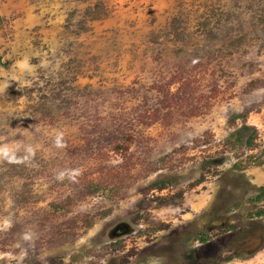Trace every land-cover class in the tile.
Returning <instances> with one entry per match:
<instances>
[{"label": "rangeland", "instance_id": "374dc122", "mask_svg": "<svg viewBox=\"0 0 264 264\" xmlns=\"http://www.w3.org/2000/svg\"><path fill=\"white\" fill-rule=\"evenodd\" d=\"M4 145L0 264H264V0H0Z\"/></svg>", "mask_w": 264, "mask_h": 264}, {"label": "clouds", "instance_id": "9594fccd", "mask_svg": "<svg viewBox=\"0 0 264 264\" xmlns=\"http://www.w3.org/2000/svg\"><path fill=\"white\" fill-rule=\"evenodd\" d=\"M57 146L58 147H63L64 145L60 143L59 141V138L57 139ZM28 153L31 155V154H34L33 153V150L31 147H29L27 149ZM28 159V156L24 157L23 160H19L17 159L16 155H15V151L10 148L9 146L7 145H4V146H0V160H7L9 163H23L25 160ZM64 173H60L58 176H57V179H63L64 178ZM4 224L6 227L10 226L9 225V222L7 220L4 221ZM26 239L28 237H25Z\"/></svg>", "mask_w": 264, "mask_h": 264}, {"label": "flooded vegetation", "instance_id": "af4514ba", "mask_svg": "<svg viewBox=\"0 0 264 264\" xmlns=\"http://www.w3.org/2000/svg\"><path fill=\"white\" fill-rule=\"evenodd\" d=\"M254 232H257L258 235L261 234V232L256 228H249L244 232H235L233 235H230L228 241H231L237 245L238 251H243V247H250L253 242L257 241L253 234Z\"/></svg>", "mask_w": 264, "mask_h": 264}, {"label": "trees", "instance_id": "16d2710c", "mask_svg": "<svg viewBox=\"0 0 264 264\" xmlns=\"http://www.w3.org/2000/svg\"><path fill=\"white\" fill-rule=\"evenodd\" d=\"M178 78H179L178 76H173V77H171V80H175V81L177 80V81H178V80H179ZM177 81H176V82H177ZM250 140H251L250 138H247L246 141L249 143ZM155 184H156L158 187L161 185V183H155ZM260 188H262V187H260ZM258 197H259V196H258Z\"/></svg>", "mask_w": 264, "mask_h": 264}, {"label": "water", "instance_id": "95a60500", "mask_svg": "<svg viewBox=\"0 0 264 264\" xmlns=\"http://www.w3.org/2000/svg\"><path fill=\"white\" fill-rule=\"evenodd\" d=\"M257 245H259V242L256 243V246L252 247V249H255V247H257Z\"/></svg>", "mask_w": 264, "mask_h": 264}]
</instances>
